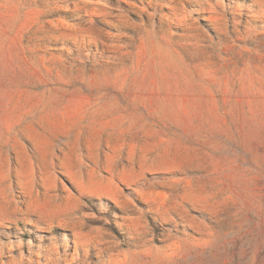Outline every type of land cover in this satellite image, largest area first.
<instances>
[{
  "label": "rangeland",
  "instance_id": "obj_1",
  "mask_svg": "<svg viewBox=\"0 0 264 264\" xmlns=\"http://www.w3.org/2000/svg\"><path fill=\"white\" fill-rule=\"evenodd\" d=\"M0 264H264V0H0Z\"/></svg>",
  "mask_w": 264,
  "mask_h": 264
}]
</instances>
